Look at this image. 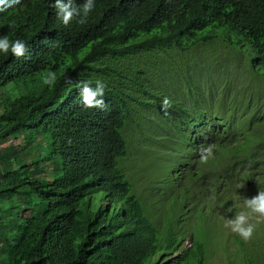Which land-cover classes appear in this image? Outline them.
<instances>
[{"label":"trees","instance_id":"16d2710c","mask_svg":"<svg viewBox=\"0 0 264 264\" xmlns=\"http://www.w3.org/2000/svg\"><path fill=\"white\" fill-rule=\"evenodd\" d=\"M53 2L20 0L0 11V37L29 49L19 60L0 53V264H209L221 250L226 264H264V223L249 242L223 226L232 217L226 208L236 211L237 201L264 190V170L257 172L264 159L254 153L264 146L256 137V121L264 120L237 113L214 130L211 109L195 98L209 100L211 87H192L185 65L210 45L241 56L264 82V0H95L87 24L67 27ZM49 72L54 86L42 83ZM177 74L188 80L189 97L174 92ZM98 79L107 84V107L86 109L78 85L94 87ZM245 92L226 97L252 107L249 97L240 99ZM164 97L172 101L166 112ZM145 109L157 129L152 137L142 132L136 154H168L183 172L175 180L179 194L173 190L172 204L160 211L148 200L168 196L146 186L138 196L121 167L132 152L131 110ZM233 128V136L224 132ZM193 130L214 146L207 164L198 155L205 145L189 144ZM18 137L23 155L1 148ZM161 140L171 143L159 147ZM242 190L247 195L239 198ZM187 236L192 245L182 249Z\"/></svg>","mask_w":264,"mask_h":264},{"label":"rangeland","instance_id":"374dc122","mask_svg":"<svg viewBox=\"0 0 264 264\" xmlns=\"http://www.w3.org/2000/svg\"><path fill=\"white\" fill-rule=\"evenodd\" d=\"M202 46V48L196 50L198 52L195 54V59L192 60V62L186 61L185 65H188L191 69L189 81H191L193 85H196L192 87L197 89L204 87V85L205 88L211 87L212 91L209 90V95L211 93L213 94L209 100L202 101L199 95H195V98L197 102L203 103L202 105H207L211 109L212 118L215 121L213 124V129L218 131L222 130L223 124L227 125L229 123V117H233L237 115V113L241 114L242 116L250 115L251 117H255L257 120H264V82L259 75L254 74L253 71H255L256 69L251 65L249 67L247 61L245 60V62L243 58L237 54L222 51L221 48L215 49V47L210 45ZM165 70H163V72H165ZM172 77L174 78L173 83H175L174 92L177 93V96L179 95L178 98H180V96L183 98V93H187V97H189L188 94L191 93V91L188 85V80L182 74H177ZM170 81V79H167V82ZM169 85L170 86L167 88V90L170 89L172 83H170ZM243 88L246 90V92L241 93L240 99L249 97L251 99V104L253 105L252 107H249L248 104H244L242 100L230 101L226 97L229 94L233 96L239 95ZM199 108L200 106H196L195 104H193L192 106H190V114L193 117L198 118ZM151 116L152 114L150 109L138 111V122L141 125V130H137L135 124L136 122H130L126 136L131 145L132 152L128 162L126 160L122 161L121 167L123 168L126 174L128 173V175L132 177L131 181L133 182V191H135L138 196H140L141 190L144 186H146V188L151 186L157 188L154 190L162 194V196L167 195V200L160 199V201L163 203L167 202L170 205L172 204L173 192L176 191L177 195L179 194V189H177L175 179H171L169 177V172L171 173V171L178 168L180 160L177 158L172 164V162L170 161L171 158L168 154H163L162 158L157 155L151 156V154L149 153L150 155L146 157L144 156L146 154L144 151H142V154H136V148L134 147L140 146L144 143L145 140L142 136V132L145 131L149 135V137H152L151 127L155 125L154 122L150 120ZM158 118L160 119V125L163 128H172L165 121H163L161 116H159ZM210 132L211 130L209 131V134ZM224 132L233 136L234 128L231 130V132H228V129H226V131ZM256 133V137H264V126L261 122L258 123V121H256ZM196 139L198 140L197 145L198 142H200L202 145H205L203 147H207L206 144L203 142L202 135L199 134L198 136H196L194 141H196ZM240 140L242 141L243 138H241ZM45 141L47 144V139H45ZM223 142L224 140L221 141V144ZM166 143L171 142H167L166 140H161L160 142H158L159 147ZM24 144L25 140L23 137H18L16 139L11 138L10 141L7 144L2 145L1 148H5L8 145H11L18 152H20V155H23L25 153H23V150L26 146ZM45 145H39L37 146V148L44 147ZM254 153L257 158L264 159V146L260 147ZM152 158L159 161L158 171L155 170V165L152 161ZM24 160H26L27 164H30V159L25 158ZM168 164H170L171 166L168 167ZM263 170L264 169H259L257 172H263ZM196 173L198 172H194V174ZM0 182L4 185L1 180ZM192 191L198 193V188H193ZM245 195H247L246 192L242 190L239 194V198H244ZM99 199L100 196H96L97 205L99 203ZM178 199L179 196H177V200ZM241 200L242 199H240V201H237L238 207L236 211L232 209L231 211H229L232 217L242 210L243 201ZM176 203L177 201H174V204ZM226 209L229 210L230 208ZM33 212H35V210H33ZM232 217L223 218V221L225 222V219H230ZM206 226L209 225L207 224ZM224 229L227 232L230 231L227 228ZM191 245L192 239L190 236H188L183 241L182 249ZM224 254L225 251H218L215 256V259H211L209 261V264H226Z\"/></svg>","mask_w":264,"mask_h":264},{"label":"clouds","instance_id":"9594fccd","mask_svg":"<svg viewBox=\"0 0 264 264\" xmlns=\"http://www.w3.org/2000/svg\"><path fill=\"white\" fill-rule=\"evenodd\" d=\"M20 4V0H0V11H5ZM57 9V16L61 23L67 27L75 21L79 25H85L88 22L90 14L94 11L96 7L95 0H84L80 5H76L73 0H54L51 5ZM29 49L27 44L17 39L11 41L7 36L0 37V53L4 55L11 54L12 57L17 60L25 58L28 54ZM57 81V76L54 72H49L42 80V83L47 86H54ZM80 88L81 103L86 109H101L104 110L107 106L104 100L105 91L107 84L103 80H96L95 86L92 87L87 81H81L78 85ZM172 105V101L168 97H164L161 100V110L167 111ZM138 118V113H133L131 110L130 122H133ZM199 133H195L193 130L192 136H189V144L197 146V139L194 141ZM156 142H148L149 145ZM151 147V146H150ZM156 149V147H155ZM214 156V146L208 145L207 147H202L199 149V162L201 164H207L209 159ZM158 171V170H157ZM174 178L180 176L181 166L179 165L177 169L174 170ZM238 188L244 187V184L238 185ZM147 188H152L151 186ZM154 188V187H153ZM157 189V188H156ZM147 192H150L146 189ZM150 208L154 211H160L165 209V204L163 202L153 199L148 200ZM105 203V202H104ZM244 210L239 211L230 219H225L224 227L229 229L232 233L237 234L245 242H249L257 226L260 223H264V190H259L256 195L251 198H244ZM231 211V209H229ZM124 212V210H122ZM153 219V218H152ZM187 222V221H185ZM188 237V236H187ZM186 237V238H187ZM185 238V239H186Z\"/></svg>","mask_w":264,"mask_h":264}]
</instances>
